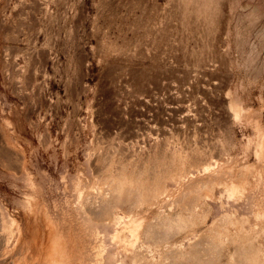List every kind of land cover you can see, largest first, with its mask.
Returning a JSON list of instances; mask_svg holds the SVG:
<instances>
[{
    "label": "rangeland",
    "instance_id": "rangeland-1",
    "mask_svg": "<svg viewBox=\"0 0 264 264\" xmlns=\"http://www.w3.org/2000/svg\"><path fill=\"white\" fill-rule=\"evenodd\" d=\"M0 264H264V0H0Z\"/></svg>",
    "mask_w": 264,
    "mask_h": 264
}]
</instances>
